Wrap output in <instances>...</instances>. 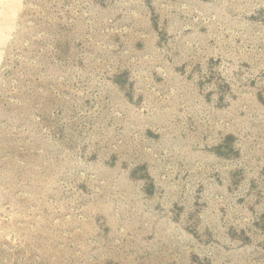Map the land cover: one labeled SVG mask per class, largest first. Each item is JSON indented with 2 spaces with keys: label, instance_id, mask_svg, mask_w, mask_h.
Wrapping results in <instances>:
<instances>
[{
  "label": "rangeland",
  "instance_id": "rangeland-1",
  "mask_svg": "<svg viewBox=\"0 0 264 264\" xmlns=\"http://www.w3.org/2000/svg\"><path fill=\"white\" fill-rule=\"evenodd\" d=\"M0 264H264V0H0Z\"/></svg>",
  "mask_w": 264,
  "mask_h": 264
}]
</instances>
